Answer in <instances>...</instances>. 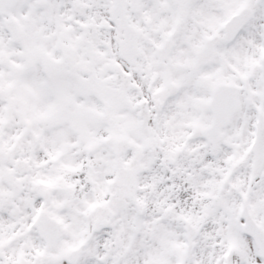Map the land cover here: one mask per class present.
I'll return each instance as SVG.
<instances>
[{"label":"snow or ice","instance_id":"snow-or-ice-1","mask_svg":"<svg viewBox=\"0 0 264 264\" xmlns=\"http://www.w3.org/2000/svg\"><path fill=\"white\" fill-rule=\"evenodd\" d=\"M0 264H264V0H0Z\"/></svg>","mask_w":264,"mask_h":264}]
</instances>
